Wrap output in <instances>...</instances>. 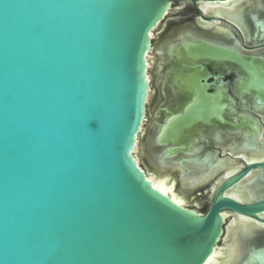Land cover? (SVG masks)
Wrapping results in <instances>:
<instances>
[{"label":"water","instance_id":"95a60500","mask_svg":"<svg viewBox=\"0 0 264 264\" xmlns=\"http://www.w3.org/2000/svg\"><path fill=\"white\" fill-rule=\"evenodd\" d=\"M184 1L232 0H0V264H205L223 235L221 213L264 225V176L249 186V202L226 194L252 171L264 174V161H244L217 185L207 211L193 214L153 188L131 157L149 32L168 4ZM198 11L196 23L233 25ZM181 35L179 49L167 47L174 59L219 62L230 54L201 40L183 43L192 37ZM229 57L264 73L263 62ZM167 68L176 84V64ZM258 75L245 88L263 95ZM208 78L184 82L193 92L184 104L188 96L172 84L175 109H156L165 116L154 137L168 146L163 162L197 152L189 132L206 141L198 123L217 142L224 125L247 129L238 144L254 149L257 130L264 142L261 116V128L223 118L224 99L208 92ZM245 252L247 261L237 264H264V240L252 239Z\"/></svg>","mask_w":264,"mask_h":264},{"label":"bare ground","instance_id":"6f19581e","mask_svg":"<svg viewBox=\"0 0 264 264\" xmlns=\"http://www.w3.org/2000/svg\"><path fill=\"white\" fill-rule=\"evenodd\" d=\"M261 3V0H232L222 4H200L199 9L203 11L204 15L226 17L233 24L239 26L242 33L245 35V31H248V27L244 20L245 12L248 11V7H250L249 11H254L256 7V10H259L261 7L263 8L264 5L260 6ZM251 6H254V8ZM170 7L171 5L168 4L166 10H164L163 19L158 21L149 32V52L146 54L144 76L147 86L144 90L143 116L140 129L135 136L133 148L131 150V157L134 163L143 172L145 179L149 181L153 188L158 190L162 195L168 197L170 200L182 206L184 209L191 210L193 214H200L197 210L192 209V206L196 203L197 197L201 193V188L203 185L209 183L210 187L208 188L207 193L209 197H211L213 196L217 185L225 178L236 174L244 166V161L246 163L264 161V142L261 140L260 132L257 130L254 149L238 144V139H242V136L243 139H247V129L229 132V129L224 127L217 129L219 143L215 141V135H210L212 129H207L197 124V129L201 131L203 136H206V141L202 142H199L198 138H195L196 145L200 146L198 147L197 152H175L171 155V158H166L165 163L162 161L164 157L161 155V153L166 148H168V146L167 144H157L154 141V137L157 136L161 130V126L159 124H161L163 116L162 112L156 111V107L153 114V122L145 140V145L143 146L140 144L139 139L144 132V126L147 121V106L149 104V95L152 82V79H150L151 77L149 76V70L151 67L154 66L155 68V76L153 74L151 76L155 78V83L157 86H159L160 92H163L165 97L164 100L170 99V105L175 104L176 95L172 96L170 94L169 83L164 82L163 86H161V82L162 77L164 76V69L167 67L169 62L168 58L172 56L171 54L170 56L167 53L168 44L175 43V47H181V42H172L176 36H174L175 33L173 32L174 34L170 38L165 39L158 46L153 47L152 45V41L155 39V30L158 26H160L159 24L164 20L165 16L169 14L171 10ZM203 26L208 28V31L216 32L217 34L219 32L225 35L229 32L228 29L220 27L218 23H209ZM181 34L192 38L195 37V34L190 32H181ZM211 36L213 39L217 38L215 34ZM180 57L178 58L180 59ZM168 76L169 75H167V77ZM257 107L260 108V106ZM237 119L239 118H233V123H243L245 122L246 117H242L239 123ZM262 120L264 121V115L262 116ZM189 135L193 136V134ZM228 140L230 142H228ZM212 141L216 148H213V150H205L208 147L207 145ZM229 149L230 153L228 152ZM223 150L225 154H222ZM207 151H209V154L205 156V161H197L200 162L198 165L192 164L193 161L188 159L196 155L198 157H203L204 152ZM216 151L221 153L222 157H219V154L216 155ZM139 154H146V157L148 158L150 164L148 173L140 167V163L138 161ZM226 154H228V157H226ZM198 160H200V158ZM207 162L209 163V166H206ZM260 176H264V174L256 170L252 171L242 181L228 190L226 192L227 196L238 200L241 203L249 202L251 196L248 192V188L253 183V181H255L256 178ZM221 216L224 226L226 225L227 219H233V234H229L228 232L226 233V228L223 227L222 238L218 241L217 246L213 249L205 264H237L238 261H247L244 245L246 244L247 239L252 238V235L260 232V230H264V225H259L255 221L242 216L235 214L231 215L229 212L221 213ZM261 217H264V215ZM221 242L223 243L221 244Z\"/></svg>","mask_w":264,"mask_h":264},{"label":"flooded vegetation","instance_id":"af4514ba","mask_svg":"<svg viewBox=\"0 0 264 264\" xmlns=\"http://www.w3.org/2000/svg\"><path fill=\"white\" fill-rule=\"evenodd\" d=\"M261 5H264V0H261ZM184 4H187V6H192L198 15L194 16V23L197 27L195 30L194 27L189 28H181L176 29V32L174 34V39L176 38L177 42L182 43L181 39V32L186 33L190 32L192 34H195L191 40L184 41L183 43H190L192 41L196 40H204L207 42H210L212 44H215L217 46H223L226 47L227 50H229L231 55H238L240 59H242L245 63L251 62L252 64H257L260 62H263L264 64V32L263 28H261V23L264 24V14L261 11V8L259 10L254 9V11L250 12L247 11L244 15L245 24L248 27V31H245V35L242 33L239 26L236 24L229 25L224 22H220V27L224 29H228L229 32L227 34H220L224 37L217 36L216 32H211L212 34H205L202 31H208V28H205L203 25L205 23H200L195 21L196 17L199 16L200 5L192 4L190 1H184V2H176L172 6L176 7L177 10L179 6H182ZM171 6V7H172ZM185 7V6H183ZM182 8V7H181ZM264 8V6H263ZM171 9V8H170ZM264 10V9H263ZM260 11V12H259ZM203 12V11H202ZM209 16V15H204ZM254 17H256L254 19ZM226 18V17H225ZM260 25V26H258ZM180 33V34H179ZM216 35L218 38H214L211 35ZM247 34V35H246ZM173 35V34H172ZM183 38V37H182ZM246 38V39H245ZM248 38V39H247ZM197 42V41H196ZM180 47H176V50ZM184 51V49H183ZM227 57L224 60H221L219 62H215L212 60H209L207 58H198V59H185L182 60V58H176V84H173V81H171L172 76L168 78V80H164L162 77L161 86H163L164 81L170 82L178 90L181 91L182 95L188 96V99L185 102H182V104L186 102H191L193 100V92L187 93L186 86L183 85L185 81L189 82V80L193 79L194 77H199V80H203L205 76H209L208 79H206L205 83L208 84V92L209 93H216L219 92L220 99H224V112L222 114L223 118L226 121L233 122V118H239L237 119L238 123L240 122L242 117H246L247 119H251L252 123L253 121L257 122V127L261 128L258 117L264 115V94L261 95L254 89H247L245 88V84L253 79V75L256 74L262 78H264V73H261L260 71H257L256 69L252 68L250 65H247V68L239 62H235L233 58ZM181 65H186L188 67H183ZM202 67V70L200 69ZM167 67H165L164 70H166ZM164 74V72H163ZM182 76L181 78H179ZM261 79V78H260ZM182 87V88H180ZM180 93V94H181ZM162 100L157 105V108L160 104H170V99L168 101L164 100V94L163 92H160ZM260 106L258 108L257 106ZM178 103H176V114L179 112H182V110H178L177 108ZM256 106V107H255ZM175 106L172 105V108ZM181 107V106H180ZM232 107V109H231ZM233 110V111H232ZM162 120L164 119V113L162 112ZM246 115V116H245ZM245 119V118H244ZM218 123V122H217ZM202 127H208L204 126L201 123H198ZM219 124V123H218ZM197 125V124H196ZM195 125V127H196ZM221 125V124H219ZM223 126V125H221ZM225 128L233 129L232 126L224 125ZM243 139V136H242ZM228 142H230L228 140ZM213 144V141H212ZM213 148L215 149L216 146ZM220 149V148H219ZM230 149L228 150V152ZM230 153V152H229ZM226 157L228 155L226 154Z\"/></svg>","mask_w":264,"mask_h":264},{"label":"rangeland","instance_id":"374dc122","mask_svg":"<svg viewBox=\"0 0 264 264\" xmlns=\"http://www.w3.org/2000/svg\"><path fill=\"white\" fill-rule=\"evenodd\" d=\"M183 6H185V7H183ZM260 6H262V5H260ZM251 7L254 8V6H251ZM178 8H180V9L177 10L176 7L172 6L169 14L164 18L163 21L160 22V24H159L160 26H158L157 29L155 30V39L152 41L153 47L158 46L162 41L170 38L172 36V34H174L176 32V29L189 28V27L193 28L194 27L195 30H197V31L200 30V29H197V27L194 23V16L198 15L196 10L192 6H189V5L187 6V4L179 6ZM248 8L250 9V7H248ZM249 9H247V10H249ZM261 11L263 12L262 14H264V10L262 7H261ZM246 13H248V12L246 11L245 14ZM202 32H204L207 35L212 34L211 33L212 31L211 32L202 31ZM220 34H222V33H219V32H218V34L216 33V35L220 36V38L224 37L223 35H220ZM202 41H204V40H202ZM204 42H207V41H204ZM207 43H210V42H207ZM167 47H175V44L174 43L168 44ZM167 53H168V55H170V54L172 55V56L170 55L171 57L168 58L169 62L167 65H175L176 64V59H174L175 52L167 50ZM154 70H155L154 66L151 67L149 70V76L151 77L150 79H152L151 80L152 82H151V91H150V95H149V104L147 106V115H146L147 121H146L145 126H144V132L142 133V135L140 136V139H139L140 144H142L143 146L145 145V142H146L145 140L148 136L147 135L148 131H149L150 126L153 122V114H154L155 108L157 107L159 102L162 100V97L160 94V88H159V86L156 85L155 78L153 76H151L152 74L155 76ZM163 75L165 77V78L163 77L165 81L168 80V78L170 76H172L171 81H173L175 78L174 74L168 72V68H166V70H164ZM167 75H169V76L167 77ZM167 83H169L170 94L172 96H175L177 94L176 90L174 89V87L172 86V84L170 82H167ZM172 91H173V93H172ZM168 100L169 99H166V101H168ZM197 130H199V129H197ZM189 134H193V136L196 139L198 138V132H189ZM189 136H192V135H189ZM200 136H203V134L200 133ZM199 142H202V141H199ZM207 146L208 147L205 150H208V149L213 150V146L215 147V145H213L212 142L210 144H208ZM196 147H197L196 149L198 150V147H200V146L196 145ZM145 148H146V146H145ZM220 150H221V148H220ZM216 153H217L216 155L219 154V157L220 156L222 157L221 153H219L217 151H216ZM222 154H225L224 150H223ZM205 156L206 155L204 153L203 157L202 156L198 157L196 155V156H193V157L188 158V159L193 161L192 164L198 165V163H200V162H197V161H205V159H206ZM199 158H200V160H198ZM188 159H186V160H188ZM138 161L140 163V167L148 173L149 169H150V164H149L148 158L146 157V154H139ZM206 164H205L206 166H209L208 162ZM209 187H210L209 183L203 185V187L201 188V193L197 197L196 203L192 206V209L197 210L200 214H204L207 211V209L211 203L212 196L209 197V195L207 193ZM224 227L226 228V233L228 232L229 234H233L232 233L233 232V219L232 218L227 219L226 225ZM225 228H224V230H225ZM251 237L252 238L247 239L246 244H249V242L252 239L256 242H260V241L264 240V230H262V231L260 230V232L252 235ZM222 243L223 242H221V244ZM246 244L244 245V249L246 248Z\"/></svg>","mask_w":264,"mask_h":264}]
</instances>
